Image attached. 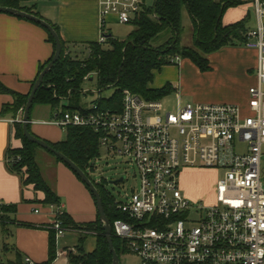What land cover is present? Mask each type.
I'll return each mask as SVG.
<instances>
[{"label": "built area", "instance_id": "2783aa9c", "mask_svg": "<svg viewBox=\"0 0 264 264\" xmlns=\"http://www.w3.org/2000/svg\"><path fill=\"white\" fill-rule=\"evenodd\" d=\"M253 5L257 27L247 32L244 47L257 51L256 85L248 90L244 109L196 103L171 113L160 100L123 90L120 109L103 107L100 95L77 110L69 109V97L60 99L47 123L64 131L91 129L99 148L136 169L138 189L122 202L112 201L122 218L110 227L139 264H264V2L253 0ZM98 7L102 33L111 20L120 25L135 21L145 3L98 0ZM105 39L101 34L98 43ZM179 61L175 57L171 64ZM195 168L221 172L210 202L203 205L180 185L181 171ZM49 208L56 239L70 231L87 234L64 226L60 205ZM26 264L34 263L28 259Z\"/></svg>", "mask_w": 264, "mask_h": 264}, {"label": "crops", "instance_id": "0c3cea01", "mask_svg": "<svg viewBox=\"0 0 264 264\" xmlns=\"http://www.w3.org/2000/svg\"><path fill=\"white\" fill-rule=\"evenodd\" d=\"M242 1L243 4L224 11L221 23L227 27L247 19L245 27L249 32L257 27L253 0ZM21 6L32 9L41 19L57 26L61 39L74 51H78L79 46L98 42L101 38L98 0H34L24 2ZM188 22L193 37L190 18ZM52 54V45L42 27L8 14H0V83L6 89L27 95L37 77L39 66L49 61ZM207 60L210 68L208 72H200L189 60H180L174 71L166 72L165 83L153 90L169 85L172 89L170 94L192 99V102L182 103L178 110L196 103L232 104L244 109L248 90L256 85L257 51L244 46L225 47L208 55ZM199 82L204 86H212L210 93L200 90L197 86ZM12 103L11 95L0 94V112L3 106ZM87 104L82 96L78 108ZM42 106L49 108L48 119L56 110L48 105H35L30 112V132L45 142L59 143L63 131L47 124L41 116ZM21 118L20 113L16 116L0 114V204L16 208L12 216L14 223L8 224V235H5L0 223V262L12 260L18 253L25 264L28 259L34 264H44L48 260L52 210L50 205L43 203L45 196L42 192L35 191L32 185L23 187L19 176L9 172L6 165L7 150L22 147L21 140L14 136L13 126ZM36 160L43 181L58 197L62 211L78 225L95 222L98 214L94 200L74 173L40 150L36 151ZM63 237L56 239L54 236L56 256L53 264H68L67 254L75 252L78 246L76 239Z\"/></svg>", "mask_w": 264, "mask_h": 264}, {"label": "trees", "instance_id": "16d2710c", "mask_svg": "<svg viewBox=\"0 0 264 264\" xmlns=\"http://www.w3.org/2000/svg\"><path fill=\"white\" fill-rule=\"evenodd\" d=\"M29 1L34 0H0V6L41 18L32 9L21 6L22 3ZM260 1L264 2V0ZM241 4H243L242 0H154L151 8H144L140 16L129 24L133 30L125 40H117L111 35L110 30L103 29L102 35L106 38L105 43L95 42L85 45L87 56L84 58H79L76 53H71L70 47L61 39L58 27L46 21L59 36L61 55L54 67L44 77L41 87L35 94L32 108L35 105H48L54 110L58 108L60 99L69 97L70 105H74L69 106V109L77 110L78 102L84 96L82 90L86 83L85 77H89L87 82L92 81L93 78L96 79L99 94L104 90L114 89V94L110 99L101 101V105L106 108L114 105L120 109L123 90H128L145 100H160L163 96L171 93V87L165 85L161 89L153 90L149 88V84L155 71H160L164 66L173 65L171 64L173 58L189 60L200 72H208L210 70L208 55L225 47L245 45L247 19L227 27L221 23L226 9ZM183 10L187 12L193 24L190 47L180 45L183 33L181 24ZM45 32L54 54V40L46 30ZM162 39L164 40L158 43ZM49 61L39 66L37 77ZM29 93L27 95L13 93L0 83V94H9L13 98V103L3 106L0 114L10 113L13 116L22 114ZM13 126L14 136L21 140L22 147L7 150L6 165L9 172L19 176L23 187L32 185L35 191L42 192L45 196L43 200L45 205L58 206L60 204L58 197L43 181L37 164L36 151L42 149L24 138L21 123H14ZM28 130L30 132L29 125ZM64 132L65 139L61 142L46 143L87 174L88 163L98 156L97 134L84 127H68ZM48 154L61 162L51 153ZM94 185L101 197L105 216L109 224L112 225L115 219H120L122 216L115 212L112 206L113 200L108 197L102 187ZM15 212V206L0 205V223L4 228L5 235L9 233L8 224L14 223L12 216ZM61 220L66 228L84 231L95 239L94 249L91 252H85L82 248L84 234L79 233L75 252L67 254L68 264H112L111 253L98 215L95 222L84 225L74 223L64 212ZM112 242L118 257L126 253L122 241L112 236ZM4 248L6 250L7 246ZM55 256L54 231L50 230L48 260L44 264H53ZM0 264L25 263L22 257L15 253L14 259L0 262Z\"/></svg>", "mask_w": 264, "mask_h": 264}, {"label": "rangeland", "instance_id": "374dc122", "mask_svg": "<svg viewBox=\"0 0 264 264\" xmlns=\"http://www.w3.org/2000/svg\"><path fill=\"white\" fill-rule=\"evenodd\" d=\"M145 8H151L154 4V0H144ZM252 9L254 13V5L252 4ZM188 16L185 10L182 12L181 24L183 28V33L180 39V45L185 47H190L192 45V34L188 27ZM107 29L110 30L111 35L117 40H125L127 35L133 30L130 25H120L114 23L113 20L108 24ZM254 30L251 31H255ZM165 39V38H164ZM164 39L159 40L158 43L162 42ZM71 53H76L79 58H84L87 56L85 46H79L78 51H74L73 48L70 49ZM175 65H167L160 69V71H155L153 74V79L149 84V88L155 89L165 83L167 79L166 72H172L176 69ZM196 86V83H193ZM200 90L207 91L205 93H210L212 86H204L200 82L197 85ZM83 89L89 90L83 96L84 103H90L91 101L97 99L99 95L103 100H108L114 94V89H107L102 91L100 94L97 93L96 79L93 78L92 81L86 82L83 85ZM199 90V89H198ZM262 92L264 93V86L262 87ZM164 110L166 112L176 113L179 106L182 103L192 102L191 98H178L175 93L165 95L161 99ZM72 104V103H71ZM221 104V103H219ZM71 106H74L73 104ZM41 116L46 119V122H50L52 116L48 119L49 108L47 106L40 107ZM59 129V128H58ZM62 140L65 139L64 130H62ZM242 145L238 146L236 149L241 150ZM47 157L51 155L44 150H40ZM50 155V156H49ZM96 159V158H95ZM92 160L88 163L87 175L89 179L96 185L102 187V189L108 194V197L115 202H122L125 195H131L138 189L140 180L136 169L123 158L112 157L107 155L104 149L98 148V156L96 160ZM40 165L43 169L44 165L39 159ZM261 183L264 188V156L261 159ZM70 170V169H69ZM71 171V170H70ZM72 172V171H71ZM73 173V172H72ZM75 175V174H74ZM76 176V175H75ZM221 177V172L214 169L206 168H195L186 169L181 171V188L184 194L191 199L196 200L199 204L209 203L214 194V185L216 181ZM119 178H123V182L119 184H109L110 181H115ZM81 182V181H80ZM82 183V182H81ZM83 184V183H82ZM84 185V184H83ZM83 236V235H82ZM76 239L78 242L79 235L66 232L63 239L65 238ZM84 250L86 252L92 251L94 248V237L91 234H84V240L82 243ZM119 264H139L138 258L133 254L124 253L119 257Z\"/></svg>", "mask_w": 264, "mask_h": 264}, {"label": "water", "instance_id": "95a60500", "mask_svg": "<svg viewBox=\"0 0 264 264\" xmlns=\"http://www.w3.org/2000/svg\"><path fill=\"white\" fill-rule=\"evenodd\" d=\"M0 14H8L23 20H27L29 22H32L40 27H42L44 30H46L50 36L54 40V54L51 60L48 62V64L45 66V68L42 70V72L38 75L37 79L35 80L31 91L29 93V96L27 98L25 107L23 109L22 113V118H21V124H22V132L24 138L41 148L42 150L51 153L54 155L56 158H58L62 163H64L78 178L79 180L87 187L89 193L92 195L97 214L99 216L101 225H102V230L106 239V243L108 245L109 251L111 253L112 257V264H119V257L116 254L114 247H113V242H112V232H111V227L109 224V221L107 217L105 216L103 205H102V200L101 197L94 185V183L89 179L87 174H85L82 170H80L72 161L67 159L65 156L54 150L48 143H46L43 140L38 139L34 135H32L29 130H28V125L30 123V112L32 108V104L34 101V97L38 89L41 87L43 83L44 77L50 72V70L54 67L55 63L59 60L60 55H61V43L59 36L55 32V30L49 25L46 21H44L41 18H38L32 14H28L26 12H22L19 10L11 9V8H6V7H1L0 6ZM123 182V178H119L115 181H110L109 184H119Z\"/></svg>", "mask_w": 264, "mask_h": 264}]
</instances>
